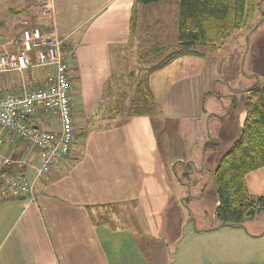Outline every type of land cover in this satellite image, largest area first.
<instances>
[{"label": "crops", "instance_id": "obj_1", "mask_svg": "<svg viewBox=\"0 0 264 264\" xmlns=\"http://www.w3.org/2000/svg\"><path fill=\"white\" fill-rule=\"evenodd\" d=\"M11 2L20 4L16 10L7 6L5 12H0V53L14 50L15 40L21 38L27 24L59 31L74 97L77 138L73 152L36 183L35 203L2 195L0 189V264H169L171 254L167 246L151 249L147 245L151 240L163 239V215L167 209L169 220L177 223L183 219V208H188V202L205 198V206L215 216L219 204L215 171L240 137L246 118L245 91L249 88H235L218 77L211 60L216 53L209 49L195 50L199 56H188L193 70L179 72L178 67V72L171 74L175 64L184 65L182 62L187 58L184 57L150 76V89L159 105L157 116L116 115L113 111L117 98L123 89H131L133 73L114 81L112 52L114 49L125 52L129 47L133 8L140 4L136 0ZM257 15L252 23L257 33L251 35L252 25L247 27V52L241 63L244 72L247 67L244 76L247 87L262 81L255 77L259 72L264 75V3L262 13ZM244 29L238 35L244 34ZM167 34V25L161 23L153 44L169 47ZM204 57L205 63L197 67ZM50 73L49 68H30L24 75L1 74L0 93H18L23 81L41 87ZM218 84L225 86L222 93ZM214 91L217 99L208 117L205 101ZM107 95L106 106L98 111ZM221 99L226 103L222 104ZM170 117L189 122L190 126L206 127L205 135L186 139L188 146L183 148L180 158L176 156L178 145L168 135L159 138L158 134ZM35 124L46 131L59 130L58 121L41 115L35 117ZM3 153L34 165L41 162L37 153L32 155L23 143L10 137L5 138ZM177 162L184 165V172L177 169ZM205 169L214 176L211 193L206 196L205 185L200 184ZM5 170L12 169L7 166ZM20 170L27 177L32 174L30 169ZM183 175L195 180L186 184L180 178ZM246 185L252 195L264 196V169L247 176ZM123 207L132 210L128 221L133 226L117 224L122 214L118 209ZM100 215L107 216L104 222ZM224 228L243 232L240 238L246 252L251 243L264 238V234L247 232L245 225L194 229V232L218 238L221 233L227 234ZM139 234L146 239V245L137 240ZM178 256L179 252L173 255V264Z\"/></svg>", "mask_w": 264, "mask_h": 264}, {"label": "rangeland", "instance_id": "obj_2", "mask_svg": "<svg viewBox=\"0 0 264 264\" xmlns=\"http://www.w3.org/2000/svg\"><path fill=\"white\" fill-rule=\"evenodd\" d=\"M10 2L11 0H0V12H5L7 6L10 7V9L16 10L20 4H13ZM20 14L22 15L21 18H24L23 13ZM178 15L179 4L174 1L148 6L139 5L136 8L134 27L132 29L129 47H127L125 52H120L118 49H114L112 52V66L113 74L115 76L114 81L118 82L119 80L117 77H121V75L125 77V75L132 73L137 75L143 74V66L139 64L138 56L141 53V50L144 51L156 42V34L159 31L161 23L167 25L168 39L166 42L169 44L171 50L177 51L179 49ZM34 26L39 25L27 24L23 29H28ZM255 26V24L254 26L252 25V28L250 29L252 32L251 35L253 34V36L257 33L254 28ZM247 29L248 28L244 29V34L231 37L226 40L217 51L212 52L216 53L211 60L214 61L218 77L222 78L223 81L230 82L235 88H251L249 85L248 87L244 85V76L247 72V67H245L244 72L241 64L243 56L247 52V40L245 39L249 31V29ZM175 33H177L176 36ZM195 50L205 52L206 49L201 46H196ZM185 57L187 58L183 60V66H178L177 63L173 68H171L172 75L178 71L187 73L194 69V67L190 66V62L188 61L191 58L188 56ZM205 61L206 57L203 58L202 63H197V67L198 65L202 66ZM178 67L179 69L177 71ZM255 77H258L262 81L264 80L262 72H259L258 76ZM224 87L225 86L220 84L217 85L218 91L221 93L222 90H224ZM123 90L130 92L129 89ZM215 95L214 91L212 95L207 96L205 101L206 115L208 117L211 112V106L217 99V96ZM108 100L109 96L107 95L104 97L97 110L99 111L101 108H104ZM221 100L223 102L222 104L226 103L224 99ZM157 122L158 120L155 119V127L157 126ZM104 123L107 124L108 121H105ZM188 123L179 121V119L175 117H170L166 121L165 129L162 131L158 130L159 138L164 135H168L167 137H170V141L178 145L179 148L176 151V156L179 158L181 152L184 151L183 148L188 146L186 143L187 138L194 136L197 139L202 136V134L205 135L206 133V127H202L201 124L190 126ZM210 130H212V127ZM173 137H176V140ZM199 147H196V150ZM187 164L189 163L187 162ZM177 169L183 170V172L185 171L184 165L179 162H177ZM189 169L192 170V168ZM194 174L197 175V171H195ZM180 178L186 184H190L191 180H195L188 175L180 176ZM201 180L202 183L200 184L205 185V191L203 192L205 194L204 196L210 195V189L214 183L213 174L209 172L208 169H205L203 175L201 176ZM192 195L196 196L194 192H192ZM204 196L202 195V198ZM187 204L188 208H183V219L179 220L177 223H173V221L169 220V209L165 211L163 215V239L160 240V242L151 240L147 245L148 248L161 249L164 246H167L168 251L171 254V261L169 264H173V255H175L176 252H179V256L175 264H248L249 261L254 262V264H264V238L251 243L248 247V252H246V248L245 246H242V240L240 238V236L243 235L241 234L243 233L241 230L238 231L236 229L232 230L224 228V231L227 234L220 232L221 234H219L220 236L218 238L214 234L195 233L194 229H210L219 226V221L214 216L212 209L205 206V198L200 200L193 199ZM118 211L122 214L119 219L121 222L119 223V221H117V224L122 226H133L128 221L132 210L123 207L118 209ZM245 230L253 234H264V212L258 215L254 221L245 223ZM164 234H169L170 236L168 235V237H164ZM137 240L143 245L147 244L146 239H144L140 234Z\"/></svg>", "mask_w": 264, "mask_h": 264}, {"label": "trees", "instance_id": "obj_3", "mask_svg": "<svg viewBox=\"0 0 264 264\" xmlns=\"http://www.w3.org/2000/svg\"><path fill=\"white\" fill-rule=\"evenodd\" d=\"M167 1L175 0H136V3L148 6ZM176 1L179 3V49L173 51L168 46L155 43L140 53L138 60L144 73L132 74L131 93L122 91L114 114L127 118L157 116L159 105L150 89V76L177 59L199 56L196 46L217 51L226 40L252 25L256 15L262 13L264 3V0ZM135 14L136 7L133 8L131 30ZM245 114L240 137L215 171L218 227H243L264 212V196L252 195L246 185L247 176L264 169V80L245 91ZM104 217L107 216L100 215L101 222H104Z\"/></svg>", "mask_w": 264, "mask_h": 264}, {"label": "built area", "instance_id": "obj_4", "mask_svg": "<svg viewBox=\"0 0 264 264\" xmlns=\"http://www.w3.org/2000/svg\"><path fill=\"white\" fill-rule=\"evenodd\" d=\"M63 39L54 28L39 26L24 29L15 40L14 50L0 53V75H24L30 68H49L51 73L41 87L23 81L18 93H0V189L27 204L36 202L35 186L45 179L72 152L76 141L73 117L74 97L68 82ZM43 116L58 121V131H46L35 124V117ZM10 137L25 145L31 154L40 156V164L14 160L3 153L5 138ZM11 167L7 172L6 167ZM30 169L27 177L20 169Z\"/></svg>", "mask_w": 264, "mask_h": 264}]
</instances>
